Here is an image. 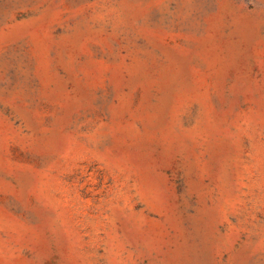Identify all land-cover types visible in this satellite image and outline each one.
<instances>
[{"label": "rangeland", "instance_id": "obj_1", "mask_svg": "<svg viewBox=\"0 0 264 264\" xmlns=\"http://www.w3.org/2000/svg\"><path fill=\"white\" fill-rule=\"evenodd\" d=\"M0 264H264V0H0Z\"/></svg>", "mask_w": 264, "mask_h": 264}]
</instances>
